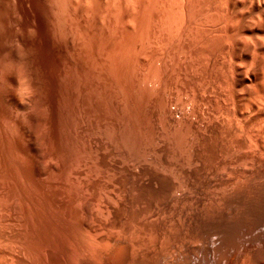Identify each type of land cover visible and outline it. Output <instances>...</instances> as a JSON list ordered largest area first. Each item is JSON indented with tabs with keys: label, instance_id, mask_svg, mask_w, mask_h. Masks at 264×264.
<instances>
[{
	"label": "rangeland",
	"instance_id": "374dc122",
	"mask_svg": "<svg viewBox=\"0 0 264 264\" xmlns=\"http://www.w3.org/2000/svg\"><path fill=\"white\" fill-rule=\"evenodd\" d=\"M255 36L264 0H0V264H264V118L235 75Z\"/></svg>",
	"mask_w": 264,
	"mask_h": 264
},
{
	"label": "bare ground",
	"instance_id": "6f19581e",
	"mask_svg": "<svg viewBox=\"0 0 264 264\" xmlns=\"http://www.w3.org/2000/svg\"><path fill=\"white\" fill-rule=\"evenodd\" d=\"M245 1H246V0H245ZM179 2L182 3L181 1H179ZM219 2H220V1H219ZM225 2H226V1H225ZM249 2H250V1H249ZM228 3H229V2H228ZM228 3H227V5H228ZM233 3H234V2H233ZM244 3H245V2H244ZM218 4H219V3H218ZM249 4H250V3H249ZM176 5H177V4H176ZM179 5H180V4H179ZM209 5H210V4H209ZM227 5H226V6H227ZM233 5H234V4H233ZM233 5H232V6H233ZM236 5H237V4H236ZM238 5H239V4H238ZM241 5H242V4H241ZM173 6H174V4H173ZM215 6L217 7V4H216ZM218 6H219V5H218ZM250 6H251V5H250ZM174 7H176V6H174ZM177 7H178V6H177ZM180 7H181V6H180ZM208 7H209V6H208ZM229 7H230V5H229ZM234 7H235V6H234ZM211 8H212V7H211ZM221 8H222V7H221ZM227 8H228V7H227ZM232 8H233V7H232ZM238 8H239V7H238ZM240 8H241V7H240ZM174 9H175V8H174ZM180 9H181V8H180ZM180 9H178V10H180ZM218 9H219V8H218ZM222 9H223V8H222ZM242 9H243V8H242ZM178 10H177V12H178ZM209 10H210V9H209ZM213 10H214V9H213ZM223 10H224V9H223ZM256 10H257V9H256ZM182 11H183V10H182ZM217 11H218V10H217ZM232 11H233V10H232ZM238 11H239V9H238ZM242 11H243V10H242ZM244 11H245V10H244ZM207 12H208V11H206V13H207ZM218 12H219V11H218ZM221 12H222V11H221ZM240 12H241V11H240ZM180 13H181V12H180ZM209 13H210V12H209ZM209 13H208V14H209ZM225 13H226V12H225ZM227 13H229V11H228ZM181 14H182V13H181ZM211 14H212V13H211ZM214 14H215V13H214ZM230 14H231V12H230ZM239 14H240V13H239ZM244 14H246V12H245ZM252 14H254V12H253ZM257 14H258V13H257ZM176 15H177V13H176ZM176 15H174L173 17L176 18ZM179 15H180V14H179ZM182 15H183V14H182ZM221 15H223V13H222ZM226 15H227V14H226ZM228 15H229V14H228ZM228 15H227V17H228ZM246 15L249 16L248 14H246ZM217 16H218V15H216V17H217ZM234 16H235V15H234ZM251 16H252V15H251ZM208 17L211 18L210 15H208ZM212 17H213V15H212ZM231 17H232V16H231ZM245 17H246V16H245ZM210 18H209V19H210ZM220 18H221V17H220ZM220 18H219V19H220ZM222 18H225V17H222ZM228 18H229V17H228ZM233 18H234V17H233ZM239 18H240V17H239ZM239 18H236V19L238 20ZM249 18H250V17H249ZM253 18H254V17H253ZM255 18H256V17H255ZM216 19L218 20V17H217ZM242 19H244V18H242ZM262 19H263V18H262ZM262 19H261V21H262ZM173 20H174V18L172 19V22H173ZM181 20H182V17H181ZM212 20H213V19H212ZM214 20H215V19H214ZM214 20H213V21H214ZM226 20H227V19H226ZM230 20H232V19H230ZM234 20H235V19H234ZM249 20H250V19H248V21H249ZM257 20H258V19H257ZM177 21H178V20H177ZM250 21H251V20H250ZM259 21H260V19H259ZM179 22H181V21H179ZM210 22H211V21H210ZM229 22H230V21H229ZM244 22H245V20H244ZM246 22H247V21H246ZM251 22H252V21H251ZM218 23H219V22H218ZM226 23H227V22H226ZM226 23H225V24H226ZM230 23H231V22H230ZM234 23H236V22H234ZM254 23H255V22H254ZM258 23H259V22H258ZM172 24H173V23H172ZM212 24H213V23H212ZM223 24H224V23H223ZM250 24H251V23H250ZM215 25H217V23H216ZM230 25H231V24H230ZM232 25H233V23H232ZM232 25H231V26H232ZM252 25H253V24H252ZM262 25H263V24H262ZM222 26H224V25H222ZM225 26H226V25H225ZM227 26H228V25H227ZM227 26H226V28H227ZM220 27H221V26H220ZM259 27H261V24H260ZM262 27H263V26H262ZM228 28H229V27H228ZM233 28H234V26H233ZM221 29H222V28H221ZM217 30H218V29H217ZM222 30H223V29H222ZM225 30H226V29H225ZM225 30H224V31H225ZM257 30H258V29H257ZM261 30H262V29H261ZM208 32H209V31H208ZM228 32H229V31H228ZM210 33H211V32H210ZM215 33H216V32H215ZM224 33H225V32H224ZM252 33H253V32H252ZM261 33H262V32H261ZM213 34H214V33H213ZM231 34H232V32H231ZM231 34H229V35H231ZM239 34H240V33H239ZM209 35H211V34H209ZM214 35H215V34H214ZM223 35H224V34H223ZM247 35H248V34H247ZM252 35H253V34H252ZM257 35H258V34H257ZM212 36H213V35H212ZM216 36H217V35H215V38H216ZM221 36H222V35H221ZM224 36H225V35H224ZM242 36H243V35H242ZM253 36H254V35H253ZM218 37H219V36H218ZM228 37H229V36H227V39H228ZM236 37H240V36L238 35V36H236ZM236 37L234 36V38H236ZM255 37H256V36H255ZM209 38H210V37H209ZM229 38H230V37H229ZM234 38H233V39H234ZM242 38H243V37H242ZM203 39H204V38H203ZM212 39H213V38H212ZM237 39H238V38H237ZM239 39H240V38H239ZM247 39H248V38H247ZM218 40H219V39H218ZM224 40H225V39H224ZM231 40H232V38H231ZM245 40H246V39H245ZM245 40H244V41H245ZM248 40H249V39H248ZM250 40H251V39H250ZM252 40H254V42H255V43L253 42L254 44H251V43H245V44H244V46H245V48L247 49L248 53H250V51H251V52L254 51V52L256 53V51H257L258 53H256V55L259 54V55L257 56L258 58H257V57L255 58V57H253V56H252V57L250 56L252 59L254 58L253 60H251L250 63H248V64H250V65H249V66H250V69H252V70H251L252 72H249V73H252V74H250L251 77H250V78H247L248 75H249V73L247 72L248 75H247V77H246V75H245L246 72L243 71V72H245V73H243V72L241 73V72L239 71V69H237L238 71H237L236 74H235V73H234L235 71L233 72V71L231 70V68H232L233 66L230 67V68H228V69L231 70V73L233 72V74L236 75V78H237V81H236V82H240L241 84H244V80L247 81V83L244 84V86H242V87H245V88H244L245 90H244V89H243V90H244V91L247 90L246 92H248V93H246V95L248 94L249 97H251V98H247V97H246V98H247L246 103L249 104L250 101H248V100L252 99L251 104L248 105L247 107L250 106V111H251L253 114L256 115V118H258L257 115L261 116V118H264V38L258 36V37H256L255 39L252 38ZM209 41H210V40H209ZM205 42H206V41H205ZM212 42H213V40H212ZM216 42H217V41H216ZM225 42H226V41H225ZM225 42H224V44H225ZM233 42H234V41H233ZM241 42L243 43V41H241ZM250 42H251V41H250ZM208 43H209V42H208ZM226 43H227V42H226ZM231 43H232V42H231ZM206 45H207V44H206ZM215 45H216V44H215ZM219 45H220V44H219ZM238 45H239V44H238ZM238 45H237V48H239V47L241 48V47L243 46V44H242V46H240V45H241V44H240L239 47H238ZM208 46H209V45H208ZM230 46H231V44H230ZM232 46H233V45H232ZM205 47H206V46H205ZM224 47H225V45H224ZM224 47H223V48H224ZM215 48H216V47H215ZM231 48H232V47H231ZM243 48H244V47H243ZM218 49H220V48H218ZM234 49H235V48H234ZM246 49H245V51H246ZM208 50H209V49H208ZM208 50H207V51H208ZM240 50H241V49H240ZM210 51H211V50H210ZM217 51H221V50H217ZM245 51H244V52H245ZM223 52H224V50H223ZM225 52H226V51H225ZM232 52H233V51H232ZM207 53H208V52H207ZM211 53H212V52H211ZM211 53H210V54H211ZM213 53H215V52H213ZM235 53H236V52H235ZM237 53H238V52H237ZM239 53H240V51H239ZM245 54H246V53H245ZM201 55H202V54H201ZM212 55H213V54H212ZM214 55H216V54H214ZM220 55H221V54H220ZM230 55H231V54H230ZM232 55H233V53H232ZM238 55H239V54H238ZM253 55H254V53H253ZM256 55H255V56H256ZM227 56H228V55H227ZM217 57H219V56L217 55ZM222 57H223V56H222ZM222 57H221V58H222ZM225 57H226V56H225ZM230 57H231V56H230ZM232 58H233V57H232ZM232 58H231V60H232ZM246 58H247V57H246ZM248 58H249V56H248ZM222 59H223V58H222ZM224 59H225V58H224ZM215 60H216V59H215ZM228 60H229V59H228ZM231 60H230V61H231ZM235 60H236V59H235ZM209 61H210V60H209ZM225 61H226V60H225ZM233 61H234V60H233ZM234 62H235V61H234ZM242 62H243V61H242ZM221 63H222V62H221ZM225 63H226V62H225ZM232 63H233V62H232ZM235 63H236V62H235ZM243 63H244V62H243ZM246 63H247V62H246V59H245V63H244V64H245L246 69L248 70L249 68L247 67ZM240 64H241V63H240ZM240 64H239V65H240ZM244 64H242L241 67H242ZM228 65H230V64H228ZM235 65H236V64H235ZM239 65H236V68H237V66H239ZM225 67H226V66H225ZM238 68H240V67H238ZM228 69H226V70H228ZM232 69H233V68H232ZM241 69H242V68H241ZM234 70H236V69H234ZM247 70H246V71H247ZM248 71H249V70H248ZM224 72H225V71H224ZM228 73H229V72H228ZM220 75H221V74H220ZM222 76H223V75H222ZM224 78H225V77H224ZM226 78H228V77H226ZM226 78H225V79H226ZM222 80H223V78H222ZM222 80H221V81H222ZM226 80H227V79H226ZM232 80H234V78H233ZM235 80H236V79H235ZM235 80H234V82H235ZM219 81H220V80H219ZM221 81H220V82H221ZM224 81H225V80H224ZM18 82H19V81H18ZM20 82H21V80H20ZM22 82H23V81H22ZM22 82L19 83L18 86H19L20 84H22ZM231 82H232L233 85H234V82H233V81H231ZM224 83H225V82H224ZM218 84H219V83H218ZM222 84H223V82H222ZM22 85H23V84H22ZM223 85H224V84H223ZM225 85H227V84H225ZM235 85H236V84H235ZM235 85H234V88H235ZM229 86H230V85H229ZM237 86H238V85H237ZM232 87H233V86H232ZM242 87H240V88H242ZM253 87H254V88H253ZM15 88H16V86H15ZM19 88H20V86H19ZM19 88H18V89H19ZM225 88H226V87H225ZM234 88H233V90L235 91ZM251 88H252V89H251ZM230 89L232 90V88H230ZM238 89H239V88H238ZM243 90H242V91H243ZM19 91H21V90H19ZM19 91H18V92H19ZM240 91H241V90H240ZM242 91H241V92H242ZM14 92H15V91H14ZM230 92H231V91H230ZM235 92H236V91H235ZM235 92H233V95H234ZM241 92H240V93H241ZM221 93H222V92H221ZM225 93H226V91H225ZM236 93H237V92H236ZM242 93H243V92H242ZM226 94H227V93H226ZM237 94H239V93H237ZM19 95H21V94H19ZM248 95H247V96H248ZM223 96H224V95H223ZM228 96H229V95H228ZM234 96H235V95H234ZM234 96H233V97H234ZM237 96H238V95H237ZM229 97H231V96H229ZM220 98H221V97H220ZM231 98H232V97H231ZM239 98H240V97H239ZM241 99H242V98H241ZM243 99H244V98H243ZM17 100H19V99L17 98ZM245 100H246V99H245ZM225 101H226V99H225ZM230 101H231V100H230ZM239 101H240V100H239ZM20 102H21V101H20ZM235 102H236V101H235ZM222 103H224V102H222ZM23 104H24V103H23ZM243 104H244V103H243V101H242V105H243ZM217 105H218V103H217ZM231 105H232V102H231ZM235 105H236V104H235ZM235 105H234V106H235ZM244 105H245V106H243V107H246V104H244ZM223 108H224V107H223ZM227 108H228V107H227ZM229 109H230V108H229ZM232 109H233V107H232ZM244 109H247V108H244ZM244 109H243V111H244ZM224 110H225V109H224ZM234 110H235V109H234ZM234 110H233V111H234ZM241 110H242V109H241ZM241 110H240V111H241ZM248 110H249V109H248ZM238 111H239V110H238ZM243 111H241V112H243ZM224 112H225V111H224ZM226 112H227V111H226ZM246 112H248V111H246ZM228 113H229V112H228ZM237 113H238V114H241L240 112H237ZM249 113H250V112H249ZM244 114H245V113H244ZM244 114H243V115H244ZM246 114H248V113H246ZM222 115H223V114H222ZM227 115H228V114H227ZM235 115H237V114L235 113ZM235 115H233V116L235 117ZM241 116H242V115H241ZM223 117H224V116H223ZM231 117H232V115H231ZM237 117H239V116H237ZM244 117H247V116H244ZM244 117H243V118H244ZM254 117H255V116H254ZM254 117H253V118H254ZM221 118H222V117H221ZM225 118H226V116H225ZM228 118H230V116H229ZM253 118H252V119H253ZM261 118H260V119H261ZM226 119H227V118H226ZM231 119H233V118H231ZM240 119H241V117H240ZM245 119H246V118H245ZM245 119H244V121H245ZM233 120H234V119H233ZM221 121H222V120H221ZM226 121H227V120H226ZM235 121H236V120H235ZM252 121H253V120H252ZM256 121H257V119H256ZM256 121H255V119H254V122H256ZM230 122H231V121H230ZM257 122H258V121H257ZM257 122H256V123H257ZM227 123H228V122H227ZM231 123H232V122H231ZM233 123H235V122H233ZM233 123H232V124H233ZM238 123H239V122H238ZM242 123H243V122H241V124H242ZM261 123H262V121H261ZM228 124H229V123H228ZM235 124H236V123H235ZM235 124H233V126H234ZM259 124H260V122H259ZM247 125H248V124H247ZM250 125H251V124H250ZM257 125H258V123H257ZM260 125H261V124H260ZM235 126H236V125H235ZM240 126H241V125H240ZM251 126H252V125H251ZM255 126H256V125H255ZM242 127H244L243 124H242ZM242 127H240V128H242ZM248 127H249V126H248ZM253 127H254V125H253ZM257 127H258V126H257ZM229 128H230V126H229ZM246 128H247V126H246ZM259 128L262 129V133H263V134H262V135H263L262 137L264 138V121H263L262 125H261ZM225 129H226V128H225ZM242 129H243V128H242ZM251 129H252V128H251ZM253 129H254V128H253ZM253 129H252V130H253ZM232 130H233V127H232ZM234 130L236 131V127H235ZM248 130H249V129H248ZM252 130H250V132H251ZM256 130H257V129H255V131H256ZM230 131H231V129H230ZM237 131L239 132V126H238V130H237ZM240 131H241V129H240ZM243 131H244V129L242 130V133H244ZM248 132H249V131H248ZM253 132H254V131H253ZM258 132H259V130H258ZM221 133H222V132H221ZM226 133H227V132H226ZM228 133H229V132H228ZM231 133H232V132H231ZM255 133H256V132H255ZM255 133H253L252 135H254ZM232 134H233V133H232ZM235 134H236V133H235ZM228 135H229V134H228ZM233 135H234V134H233ZM250 135H251V133H249V136H250ZM252 135H251V136H252ZM258 135H259V134H257V140H256L255 142H258V137L261 135V132H260V135H259V136H258ZM221 136H223V135H221ZM224 136H225V135H224ZM224 136H223V138H224ZM235 136H236V135H235ZM235 136H232V137H235ZM237 136H239V135L237 134ZM229 137H230V136H229ZM240 137H241V136H240ZM240 137H239V138H240ZM260 137H261V136H260ZM260 137H259V138H260ZM236 138H237V137H236ZM255 138H256V137H255ZM263 138H262L261 140H264ZM227 139H228V138H227ZM252 139H253V138H252ZM254 140H255V139H254ZM254 140H253V143H254ZM220 141H221V140H220ZM234 141H235V140H234ZM239 141H240V140H239ZM250 141H251V140H250ZM250 141H249V142H250ZM230 142H231V141H230ZM242 143H243V142H242ZM253 143H252V144H253ZM231 144H232V142H231ZM231 144H230V145H231ZM250 144H251V143H250ZM220 145H221V143H220ZM222 145H223V144H222ZM243 145H245V143H244ZM261 145H262V144H261ZM261 145H260V146H261ZM231 146H232V145H231ZM233 146H234V145H233ZM254 146H255V145H254ZM258 146H259V145H258ZM260 146H259V147H260ZM221 147H222V146H221ZM235 147H236V146H235ZM237 147H238V146H237ZM240 147H241V146H240ZM248 147H249V149H250V146H248ZM252 147H253V145H252ZM256 147H257V145H256ZM263 147H264V146H263ZM226 148H227V147H226ZM253 148H254V151L257 150V148H255V147H253ZM222 149H223V148H222ZM229 149H231V148H229ZM235 149H236V148H235ZM235 149H234V150H235ZM239 149H240V148H239ZM250 150L253 151L252 148H251ZM259 150H260V149H259ZM221 151H226V150H221ZM241 151H244V150H241ZM248 151H249V150H248ZM260 151H261V150H260ZM231 152H232V151H231ZM233 152H234V151H233ZM233 152H232V153H233ZM244 152H245V151H244ZM257 152H258V153H257V155H258V154H259V151L257 150ZM229 153H230V152H229ZM236 153H237V152H236ZM255 153H256V152H255ZM261 153L263 154L262 151H261ZM237 154H238V153H237ZM244 154H245V153H244ZM247 154H248V152H247ZM247 154H246V155H247ZM252 154H253V153H252ZM262 154H261V155H262ZM226 155H227V154H225V156H226ZM233 155H234V153H233ZM233 155H232V156H233ZM263 155H264V154H263ZM232 156H231V157H232ZM253 156H254V154H253ZM259 156H260V154H259ZM223 157H224V156H223ZM229 157H230V156H229ZM231 157H230V158H231ZM247 157H248V156H246V158H247ZM249 157H250V155H249ZM251 157H252V155H251ZM255 157H256V155H255ZM257 157H258V156H257ZM220 158H221V157H220ZM244 158H245V157H244ZM231 159H233V158H231ZM237 159H238V158H237ZM237 159H235V160H237ZM250 159H251V158H250ZM254 159H255V158H254ZM261 159H262V158H261ZM261 159H260V160H261ZM224 160H225V159H224ZM245 160H246V159H245ZM248 160H249V159H248ZM255 160H257V159H255ZM260 160H259V162H260ZM262 160H264V159H262ZM221 161H222V160H221ZM249 161H250V160H249ZM222 162H223V161H222ZM244 162H245V161H244ZM246 162H247V161H246ZM246 162H245V163H246ZM252 162H255V161H251V163H252ZM217 163H218V162H217ZM234 163H235V162H234ZM239 163H240V162H239ZM260 163H261V162H260ZM206 164H207V163H206ZM218 164H219V163H218ZM224 164H225V163H224ZM231 164H232V163H231ZM237 164H238V163H237ZM253 164H254V163H253ZM255 164H258V162L255 163ZM262 164H264V162H263ZM204 165H205V164H204ZM209 165H210V164H209ZM221 165H222V164H221ZM233 165H234V164H233ZM233 165H231V166H233ZM241 165H242L243 167H246V166H244L243 164H241ZM247 165H248V164H247ZM260 165H261V164H260ZM216 166H217V165H216ZM222 166H224V165H222ZM249 166H250V165H249ZM251 166H252V165H251ZM256 166H258V165H256ZM187 167H190V166H187ZM207 167H208V166H207ZM207 167H206V168H207ZM258 167H259L258 169H257V167H256L257 171L260 169V166H258ZM263 167H264V166H263ZM263 167H262V168H263ZM191 168H192V167H191ZM194 168H195V167H194ZM218 168H219V167H218ZM220 168H221V166H220ZM220 168H219L218 170H220ZM224 168H225V167H224ZM227 168H228V166H227ZM240 168H242V167H240ZM253 168H254V166H253ZM189 169H190V168H189ZM192 169H193V168H192ZM192 169H191V170H192ZM208 169H211V168H208ZM231 169H232V168H231ZM242 169H243V168H242ZM246 169H248V168H246ZM249 169H250V167H249ZM254 169H255V168H254ZM254 169H252V170H254ZM256 169H255V170H256ZM202 170H203V169H202ZM202 170H201V171H202ZM223 170H225V169H223ZM236 170H237V169H236ZM238 170H239V169H238ZM240 171H241V170H240ZM262 171H264V170H262ZM193 172H194V171H193ZM217 172H218V171H217ZM254 172H256V171H254ZM221 173H222V172H221ZM249 173H250V172H249ZM252 173H253V172H252ZM256 173H259V172H256ZM262 173H264V172H262ZM262 173L260 172L261 175H262ZM190 174H191V173H190ZM260 174H258V175H260ZM230 175H231V174H230ZM240 175H241V173H240ZM243 175H244V174H243ZM243 175H242V176H243ZM251 175L253 176V174H251ZM258 175L256 174V176H258ZM221 176H222V175H221ZM221 176H220V177H221ZM244 176H245V175H244ZM263 176H264V174H263ZM263 176H262V177H263ZM232 177H233V176H231L230 178H232ZM236 177H237V176H236ZM246 177H247V176H246ZM258 177H259V176H258ZM191 178H192V177H191ZM204 178H205V177H204ZM213 178H215V177H213ZM243 178H244V177H243ZM251 178H253V177H251ZM218 179H219V177H218ZM227 179H228V178H227ZM247 179H250V178H247ZM253 179H254V181H255V176H254ZM257 179H258V178H257ZM263 179H264V178H263ZM209 180H210V179H209ZM230 180H232V179H230ZM236 180H237V179H236ZM236 180H235V183H237ZM258 180H259V184H260V180H261V179H258ZM194 181H195V180H194ZM203 181H204V180H203ZM207 181H208V180H207ZM223 181H224V180H223ZM237 181H238V180H237ZM261 181H262L261 183H263V180H261ZM219 182H220V181H219ZM219 182H218V184H219ZM225 182H226V181H225ZM247 182H248V180H247ZM247 182H246V184H247ZM250 182H251V180L249 181V183H250ZM195 183H196V182H195ZM208 183H209V182H208ZM210 183H211V182H210ZM216 183H217V182H216ZM254 183H255V182H254ZM254 183H253L252 186H254V185L256 184V183H255V184H254ZM257 183H258V182H257ZM192 184H193V182H192ZM243 184H244V182H243ZM199 185H200V184H199ZM208 185H209V184H208ZM215 185H217V184H215ZM226 185H227V184H226ZM226 185H225V186H226ZM234 185H235V184L233 183V186H234ZM237 185H238V187L235 186V189L239 188V183H238ZM244 185H245V184H244ZM247 185H248V184H247ZM260 185H261V184H260ZM260 185H258V186H260ZM202 186H203V185H202ZM222 186H223V185H222ZM249 186H250L251 189H252L251 184L248 185V188H250ZM190 187H191V186H190ZM195 187H196V184H195ZM197 187H199V186H197ZM214 187H215V186H214ZM236 187H237V188H236ZM242 187H243V186H242ZM254 187H256V185H255ZM254 187H253V188H254ZM204 188H205V187H204ZM206 188H207V187H206ZM208 188H209V187H208ZM208 188H207V190H208ZM216 188H217V187H216ZM220 188H221V187H220ZM225 188H226V187H225ZM248 188H246V189H248ZM259 188H260V187H259ZM212 189H213V187H212L210 190H212ZM214 189H215V188H214ZM233 189H234V188H233ZM242 189H244V192L246 191L244 187H243ZM204 190H205V189H204ZM218 190H219V188H218ZM218 190H217V191H218ZM227 190H228V189H227ZM231 190H232V189H231ZM239 190H240V189H239ZM215 191H216V190H215ZM222 191H223V190H222ZM235 191H236V190H235ZM237 191H238V190H237ZM242 191H243V190H242ZM253 191H254V190H253ZM253 191H252V192H253ZM261 191H262V190H261ZM190 192H191V191H190ZM194 192H196V191H194ZM201 192H202V190H201ZM213 192H214V191H213ZM218 192H220V191H218ZM218 192H217V193H218ZM258 192H259V191H258ZM258 192H257L256 194H259V193H260V192H259V193H258ZM262 192H263V191H262ZM198 193H199V192H198ZM207 193H208V191H207ZM207 193H206V194H207ZM222 193H223V192H222ZM229 193H231V191H229ZM235 193H237V194H239V193L242 194L241 192H239V193H238V192H235ZM245 193H247V192H245ZM250 193H251V192H250ZM189 194H190V193H189ZM189 194H188V195H189ZM206 194H205V195H206ZM220 194H221V193H220ZM225 194H227V192H226ZM237 194H236V195H237ZM240 194H239V195H240ZM248 194H249V193H248ZM256 194H255V197L257 196ZM261 194H263V193H261ZM192 195H193V194H192ZM203 195H204V193H203ZM217 195H218V194H217ZM221 195H222V194H221ZM228 195H229V194H228ZM230 195H231V194H230ZM232 195H233V193H232ZM243 195H244V194H243ZM250 195L252 196V193H251ZM253 195H254V193H253ZM186 196H187V194H186ZM198 196H199V195H198ZM208 196H209V195H208ZM241 196H242V195H240V197H241ZM244 196H247V195L245 194ZM263 196H264V194H263ZM195 197H196V196H195ZM220 197H221V196H220ZM227 197H229V196H227ZM231 197L234 198V197H235V194H234V196H231ZM231 197H230V198H231ZM237 197H238V195L236 196V198H237ZM252 197H253V196H252ZM257 197H258V198L260 197L259 201L257 202L258 204H256V202H253V203L251 204V205L254 206L255 208L253 209L252 206H251V205H250V206H251V208H252V211H253V210H256V212L258 213V214H257V213H255V211H254V212H253L254 215L256 214L257 216L259 215V217H261V216L264 217V213H261V210H262V209L264 210V206L261 204L263 207H262V206L259 207V206H260L259 203L262 202L261 200L263 199V198L261 199L262 195L260 196V194H259V196H257ZM179 198H180V197H179ZM189 198H190V196H189ZM206 198H207V197H206ZM210 198H211V197H210ZM212 198H213V197H212ZM230 198H229V199H230ZM236 198H234L233 200L235 201ZM247 198L249 199L250 197L247 196ZM258 198H257V200H258ZM184 199H185V198H184ZM194 199H195V198H194ZM194 199H193V200H194ZM200 199H201V198H200ZM215 199H217V198H215ZM221 199H222V201L225 200V201H223V203L226 205V198H225V199L221 198ZM229 199H228V201H229ZM239 199H240V201H241V200L243 201V199L245 200L246 198H245V197H244L243 199H242V198H238L237 201H238ZM180 200H182V199L180 198ZM185 200H186V199H185ZM187 200H188V199H187ZM203 200H204V199H203ZM230 200H231V199H230ZM233 200H231V201H233ZM250 200H251V199H250ZM252 200H256V199H254V197H253ZM257 200H256V201H257ZM191 201H192V200H191ZM194 201H195V200H194ZM217 201H218V200H217ZM219 201H220V199H219ZM219 201H218V202H219ZM237 201H235V202L237 203ZM245 201H247V199H246ZM263 201H264V200H263ZM178 202H179V200H178ZM196 202H197V200H196ZM218 202H216V203L219 205V203H220L221 201H220L219 203H218ZM249 202H250V201H249ZM249 202H248V203H249ZM251 202H252V201H251ZM184 203H185V202H184ZM184 203H183V204H184ZM189 203H190V202H189ZM193 203H194V202H193ZM205 203H206V202H205ZM227 203H228V202H227ZM229 203L233 204V203L230 202V201H229ZM240 203H241V202H240ZM240 203H239V204L237 203V205H236V206H239V205H240V208H239V207H238L239 209L237 208L238 211H239L238 214H240V212H242V211H240V209H241V204H240ZM243 203H244V201H243ZM245 203H246V202H245ZM262 203H264V202H262ZM174 204H175V203H174ZM174 204H173V205H174ZM197 204H198V203H197ZM207 204H208V203H207ZM212 204L214 205V203H212ZM221 204H222V203H221ZM221 204H220V205H221ZM231 204L228 205V207H229V206H232ZM253 204H254V205H253ZM175 205H176V204H175ZM180 205H182V204H180ZM184 205H185V204H184ZM188 205H189V204H188ZM190 205H192V203H191ZM194 205H195V204H193V206H194ZM244 205H247V204H244ZM258 205H259V206H258ZM223 206H224V205H223ZM236 206H235V207L233 206L232 208H236ZM177 207H178V206H177ZM181 207H182V206H181ZM185 207H186V206H185ZM187 207H188V206H187ZM201 207H202V206H201ZM201 207H199V208H201ZM204 207H205V206H204ZM210 207H211V206H210ZM215 207H216V206H215ZM220 207H222V206H220ZM195 208H196V207H195ZM206 208H207V207H206ZM248 208L250 209V207H248ZM248 208H247V209H248ZM172 209L174 210V207H173ZM185 209H186V208H184V210H185ZM190 209H191V208H190ZM245 209H246V208H245ZM178 210H179V209H178ZM201 210H202V209H201ZM201 210H200V212H201ZM205 210H206V209H205ZM210 210H211V208H210ZM210 210H209V212H210ZM215 210H216V208H215ZM215 210H214V211H215ZM221 210H222V209H221ZM221 210H218V209H217V211H221ZM235 210H236V209H235ZM263 210H262V212H264ZM171 211H172V210H171ZM180 211H183V210H180ZM212 211H213V209H212ZM223 211H224V210H223ZM238 211H237V212H238ZM244 211H245V214H246V217H245V218H247V219H248V218L251 219V215H250V214H253V213L250 212L251 210H247V212H248V211L250 212V213H249L250 216L247 215L246 210H244ZM173 212H174V211H173ZM200 212H199V213H200ZM205 212H206V211H205ZM225 212H226V211H225ZM225 212H224V215L226 214ZM228 212H229V211H227V214H228ZM185 213H186V212H185ZM188 213H189V212H188ZM207 213H208V211H207ZM214 213H216V216H214L215 214H214V215L212 214L213 217L218 218V217H217V215H218L217 212H214ZM233 213H234V212H233ZM173 214H174V213H173ZM180 214H181V213H180ZM186 214H187V213H186ZM186 214H185V215H186ZM195 214H196V212H195ZM197 214H198V213H197ZM203 214H205V213H203ZM209 214H211V213H209ZM220 214H221V213H220ZM176 215H177V214H176ZM182 215H183V214H182ZM185 215H184V216H185ZM188 215H190V213H189ZM188 215H186V216H188ZM191 215H192V213H191ZM200 215H201V214H200ZM236 215H237V213H235L234 216L236 217ZM240 215L242 216V215H244V214H240ZM240 215H239V217L241 218ZM174 216H175V215H174ZM194 216H195V215H194ZM205 216H206V215H205ZM209 216H210V215H209ZM209 216H208V217H209ZM218 216H219V215H218ZM227 216H228V215H227ZM234 216H232L231 219H232ZM247 216H249V217H247ZM252 216H253V215H252ZM190 217H192V216H190ZM198 217H200V216H198ZM201 217H202V216H201ZM208 217H207V218H208ZM211 217H212V216H211ZM220 217H221V216H220ZM228 217H229V216H228ZM237 217H238V216H237ZM239 217H238V218H239ZM253 217H255V216H253ZM253 217H252V218H253ZM262 217H261V218H262ZM186 218H187V217H186ZM202 218H203V217H202ZM221 218L224 219L223 217H221ZM255 218H256V217H255ZM175 219H176V218H174V220H175ZM178 219H179V217H178ZM190 219H191V218H190ZM199 219H200V218H199ZM205 219H206V218H205ZM225 219H227V218H225ZM228 219H230V218H228ZM241 219H242V218H241ZM243 219H244V216H243ZM257 219H258V218H257ZM257 219H256V222L254 221L255 219H254V220L251 219V220L253 221L254 224H256V223L258 224L259 222H257V221H259L260 218H259L258 220H257ZM262 219H263V218H262ZM262 219H261V220H262ZM194 220H198V219H194ZM200 220H201V219H200ZM203 220H204V219H203ZM209 220H211V218H210ZM219 220H220V218H219ZM219 220H217V221H218V222H221V221H222V220H221V221H219ZM234 220H235V218H234ZM239 220H240V219H239ZM239 220H238L237 222H235V224L238 223V225H240L239 223H240L241 221L239 222ZM263 220H264V219H263ZM186 221H187V220H186ZM205 221H206V220H205ZM205 221H203V222H205ZM207 221H208V220H207ZM225 221H227V220H225ZM225 221L223 220V224H225V223H224ZM232 221H233V220H232ZM252 221H251V222H252ZM173 222H174V221H173ZM173 222H172V223H173ZM209 222H211V221H209ZM209 222H208V223H209ZM263 222H264V221H263ZM200 223H202V221H201ZM205 223H206V222H205ZM212 223H213V222H211V224H212ZM229 223H230V222H229ZM246 223H247V222H246ZM246 223L244 222L243 224H246ZM249 223H250V222H249V220H248V224H249ZM253 223H252V226L254 225ZM261 223H262V221H261ZM188 224H189V223H188ZM192 224H193V223H192ZM197 224H199V223H197ZM203 224H204V223H203ZM209 224H210V223H209ZM218 224H219V223H218ZM218 224H217V225H218ZM221 224H222V223H221ZM230 224H231V223H230ZM241 224H242V222H241ZM259 224H260V223H259ZM263 224H264V223H263ZM199 225H201V224H199ZM207 225H208V224H207ZM225 225H226V224H225ZM232 225H233V224H232ZM232 225H231V226H232ZM246 225H247V224H246ZM246 225H245V226H246ZM173 226H174V225H173ZM178 226L180 227V225H178ZM196 226H197V225H196ZM202 226H203V225H202ZM215 226H216V225H215ZM215 226H213V227H215ZM221 226L223 227L224 225H221ZM221 226L218 225V227L222 228ZM226 226H227V225H226ZM241 226H242V225H241ZM241 226H236V227H241ZM250 226H251V224H250ZM252 226H251L250 228H252ZM255 226H256V227H255ZM255 226H253V228H254V227L257 228V225H255ZM261 226H262V224H261ZM198 227H200V226H198ZM228 227H229V226H228ZM228 227H227V229H228ZM242 227H244V226H242ZM262 227H263V226H262ZM208 228H209V227H208ZM233 228H235L234 225H233ZM233 228L231 227V228H229V230H231V229H233ZM250 228H249V230H250ZM258 228H260V226H258ZM173 229H175V228H173ZM173 229H172V230H173ZM200 229H201V228H200ZM200 229H198V230H200ZM206 229H207V228H206ZM206 229H205V230H206ZM209 229H210V228H209ZM209 229H208V230H209ZM215 229H216V228H215ZM227 229H226V230H227ZM241 229H243V228H241ZM261 229H262V228H261ZM175 230H176V229H175ZM177 230H178V229H177ZM189 230H190V229H189ZM196 230H197V229H196ZM211 230H212V229H211ZM216 230H218V229H216ZM235 230H236V228H235ZM235 230H232V233H233V232H236ZM251 230H252V229H251ZM255 230H257V229H255ZM178 231H180V230H178ZM178 231H177V233H178ZM190 231H191V230H190ZM192 231H193V230H192ZM192 231H191V232H192ZM194 231H195V230H194ZM219 231H220V230H219ZM241 231H242V230H241ZM253 231H254V230H253ZM263 231H264V230H263ZM168 232H169V231H168ZM170 232H171V230H170ZM174 232H175V231H174ZM205 232H206V231H205ZM207 232H208V231H207ZM209 232H210V230H209ZM211 232H212V231H211ZM223 232H224V230H223ZM223 232L221 233V231H220L219 234H223V235H225V234L228 232V230H227V232L225 231V234H224ZM239 232H240V231H239ZM251 232H252V231H251ZM177 233H176V234H177ZM188 233H189V232H188ZM198 233H200V232H198ZM213 233H214V231H213ZM217 233H218V231H217ZM217 233H215V234H217ZM228 233H229V232H228ZM228 233H227V234H228ZM240 233H241V232H240ZM240 233H239V234H240ZM244 233H245V232H243V234H244ZM252 233H253V232H252ZM258 233H259V232H258ZM258 233H257V235H259ZM183 234H184V233H183ZM233 234H235V233H233ZM191 235H192V234H191ZM201 235H202V234H201ZM206 235H207V234H206ZM228 235H229V234H228ZM237 235H238V234H237ZM261 235H262V234H261ZM174 236H175V235H174ZM176 236H177V235H176ZM195 236H196V235H195ZM226 236H227V235H226ZM226 236H224V237H226ZM253 236H254V235H253ZM255 236H256V235H255ZM171 237H172V236H171ZM183 237H184V236H183ZM188 237H189V235H188ZM204 237H205V236H204ZM207 237H208V236H207ZM234 237H235V239L238 238V237L236 238V235H235ZM241 237H242V236H241ZM244 237H245V236H243V238H244ZM262 237H264V236H262ZM262 237L260 236V238H259V237H256V238L262 239ZM168 238H169V237H168ZM190 238H191V237H190ZM221 238H222V237H221ZM226 238H228V237H226ZM243 238H242V241H243ZM175 239H176V237H175ZM181 239H182V238H181ZM232 239H233V238H232ZM239 239H240V238H239ZM263 239H264V238H263ZM263 239H262V240H258L259 243H260V241H261V245L264 244V242L262 243ZM155 240H156V239H155ZM170 240H171V239H170ZM187 240H188V239H187ZM220 240H221V239H220ZM227 240H230V239H227ZM166 241H167V239H166ZM181 241H182V240H181ZM185 241H186V240H185ZM197 241H198V240H197ZM224 241H225V240H224ZM230 241H231V240H230ZM256 241H257V240H256ZM154 242H155V241H154ZM173 242H174V241H173ZM178 242H179V241H178ZM183 242H184V241H183ZM191 242H192V240H191ZM195 242H196V241H195ZM200 242H201V241H200ZM227 242H228V241H227ZM232 242H234V241H231V243H232ZM244 242H245V241H244ZM252 242H253V241H252ZM174 243H175V242H174ZM197 243H198V242H197ZM228 243H230V242H228ZM242 243H243V242H242ZM178 244H179V243H178ZM180 244H181V243H180ZM187 244H188V243H187ZM198 244H199V243H198ZM232 244H233V243H232ZM245 244H246V243H245ZM251 244H252V243H251ZM189 245L191 246V243H190ZM194 245H195V243H194ZM202 245H203V244H202ZM227 245H228V244H227ZM234 245H235V242H234ZM238 245H239V244L236 243L235 246H237V247L241 246V245H239V246H238ZM242 245H243V244H242ZM248 245H249V244H248ZM254 245H255V244H254ZM180 246H181V245H180ZM200 246H201V245H200ZM216 246H217V245H216ZM231 246H232V245H231ZM245 246H246V245H245ZM263 246H264V245H263ZM181 247H182V246H181ZM187 247H189V246H187ZM193 247H194V246H193ZM203 247H204V246H203ZM232 247H233V246H232ZM237 247H235V249H237V251H239ZM249 247H251V246H249ZM198 248H199V247H198ZM214 248H215V247H214ZM241 248H243V250H244V245H243V247H241ZM252 248H253V247H252ZM252 248H251V249H252ZM254 248H255V247H254ZM263 248H264V247H263ZM178 249H179V248H178ZM190 249H191V248H190ZM199 249H201V248H199ZM224 249H225V248H224ZM233 249H234V247H233ZM239 249H240V248H239ZM249 249H250V248H248V250H249ZM255 249H256V248H255ZM260 249H262V247H261ZM260 249L258 250V248H257V249H256L257 251L254 250L255 253H256V252L258 253V251H260ZM174 250H176V249H174ZM180 250H181V249H180ZM187 250H188V249H187ZM197 250H198V249H197ZM197 250H196V251H197ZM218 250H220V249H216V251H218ZM228 250H229V249H227V251H228ZM230 250H231V249H230ZM245 250L247 251V248H245ZM263 250H264V249H263ZM263 250H261V251L264 253ZM124 251H125V250H124ZM222 251H223V249H222ZM237 251H236V252H237ZM246 251H244V252H246ZM127 252H128V251H127ZM127 252H126V253H127ZM178 252H179V251H178ZM219 252H220V251H219ZM236 252H235V253H236ZM249 252H250V250L247 251L246 253H248L250 256L254 255V254H252V255L250 254V253H252V251H251L250 253H249ZM175 253H176V252H175ZM179 253H180V252H179ZM182 253H183V252H182ZM187 253H188V252H187ZM195 253H196V252H195ZM215 253H216V252H215ZM225 253H226V256H228L226 251H225ZM233 253H234V252H233ZM233 253H232L231 255H234V254H235V253H234V254H233ZM257 253H256V254H257ZM260 253H261V252H259V254H260ZM119 254H120V253H119ZM121 254H122V253H121ZM161 254H162V253H161ZM177 254H178V253H177ZM216 254H220V253H216ZM221 254H222V253H221ZM229 254H230V251H229ZM244 254H245V253H244ZM261 254H262V253H261ZM125 255H127V254H125ZM125 255H124V256H125ZM241 255H242V254H241ZM245 255H246V254H245ZM257 255H258V254H257ZM257 255H256V256H257ZM171 256H172V255H171ZM177 256H178V255H177ZM185 256H186V254H185ZM220 256H221V255H220ZM220 256H219V257H220ZM222 256H224V255L222 254ZM235 256H236V254H235ZM238 256H240V255H238ZM247 256H248V255H247ZM120 257H121V256H120ZM162 257H164V256H162ZM180 257H181V256H180ZM214 257H215V256H214ZM219 257H218V255H217L216 258H219ZM228 257H229V256H228ZM228 257H226L228 260L230 259L231 261H233L232 257H231V258H230V257L228 258ZM233 257H234V256H233ZM236 257H237V256H236ZM242 257H244V256H242ZM248 257H249V256H248ZM248 257H245L246 259H242V260H244V262H245V260H247ZM253 257H254V256H253ZM253 257H251V258H253ZM263 257H264V255H263ZM159 258H160V255H159ZM177 258H178V257H177ZM192 258H193V257H192ZM117 259H118V258H117ZM119 259H120V258H119ZM163 259L165 260V258H163ZM171 259H172V258H171ZM171 259H170V260H171ZM173 259H175V258H173ZM184 259H185V258H184ZM214 259H215V258H214ZM220 259H221V258H219V260H220ZM240 259H241V256H240ZM248 259H249V258H248ZM258 259H259V258H257L256 260H258ZM262 259H263V258H262ZM112 260H113V259H112ZM159 260H160V259H159ZM170 260H169V261H170ZM180 260H181V259H180ZM190 260H192V259H190ZM234 260H235V259H234ZM236 260H237V259H236ZM236 260H235V261H236ZM251 260H252V259H251ZM263 260H264V259H263ZM113 261H115V260H113ZM113 261H111L112 264H113ZM116 261H117V260H116ZM124 261H125V260H123V262H124ZM126 261H127V260H126ZM178 261H179V260H178ZM223 261H224V260H223ZM248 261H249V263L251 262L250 260H248ZM121 262H122V260L120 261V263H119V262H118V263H119V264H124V263H121ZM131 262H132V260H131ZM135 262H136V261H135ZM162 262H163V261H162ZM166 262H168L167 259H166ZM225 262H226V261H225ZM225 262H224V264H226ZM227 262H229V261H227ZM236 262L238 263L239 260L236 261ZM246 262H247V261H246ZM253 262H254V261H253ZM253 262H251V263H253ZM257 262H258V261H257ZM115 263H116V262H115ZM118 263H116V264H118ZM127 263H128V262H127ZM154 263H155V262H154ZM173 263H174V262H173ZM189 263H190V262H189ZM198 263H200V262H198ZM198 263H197V264H198ZM229 263L233 264L234 262H229ZM229 263H227V264H229ZM242 263H243V262H242ZM242 263H241V264H242ZM251 263H250V264H251ZM263 263H264V262H263ZM125 264H126V263H125ZM128 264H130V262H129ZM156 264H157V263H156ZM161 264H162V263H161ZM163 264H164V262H163ZM169 264H170V263H169ZM171 264H172V263H171ZM175 264H177V263H175ZM200 264H201V263H200ZM243 264H245V263H243ZM254 264H255V263H254Z\"/></svg>",
	"mask_w": 264,
	"mask_h": 264
}]
</instances>
